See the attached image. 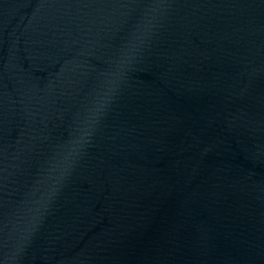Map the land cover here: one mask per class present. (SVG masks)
Here are the masks:
<instances>
[{
  "label": "water",
  "instance_id": "95a60500",
  "mask_svg": "<svg viewBox=\"0 0 264 264\" xmlns=\"http://www.w3.org/2000/svg\"><path fill=\"white\" fill-rule=\"evenodd\" d=\"M0 264H264V0H0Z\"/></svg>",
  "mask_w": 264,
  "mask_h": 264
}]
</instances>
